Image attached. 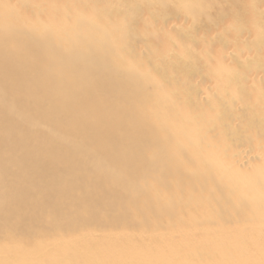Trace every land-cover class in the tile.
I'll use <instances>...</instances> for the list:
<instances>
[{
  "label": "bare ground",
  "instance_id": "1",
  "mask_svg": "<svg viewBox=\"0 0 264 264\" xmlns=\"http://www.w3.org/2000/svg\"><path fill=\"white\" fill-rule=\"evenodd\" d=\"M261 39L264 0H0V264H264Z\"/></svg>",
  "mask_w": 264,
  "mask_h": 264
},
{
  "label": "rangeland",
  "instance_id": "2",
  "mask_svg": "<svg viewBox=\"0 0 264 264\" xmlns=\"http://www.w3.org/2000/svg\"><path fill=\"white\" fill-rule=\"evenodd\" d=\"M262 40V42H264V39H261ZM138 43H140V42H138ZM250 47V49L251 50H253V47H251V45L249 46ZM250 50V51H251ZM254 56V55H253ZM254 65H256V69H253L252 70V72L253 71H257V72H260L261 70H263L264 71V56H262V57H258V56H254V57H252V58H250L249 59V61H246V62H244V67L241 69V67L242 66H240V70L242 71V72H245V70H246V68L248 69L250 66H253L254 67ZM246 67V68H245ZM248 71V70H247ZM240 73V72H239ZM239 78H240V76L238 77V80H239ZM206 80H208V79H206ZM240 80L242 81V80H244V82H245V77H243V75L241 76V78H240ZM263 86V85H262ZM264 88V87H263ZM261 97V96H260ZM247 113V112H246ZM257 114V113H256ZM256 116V115H255ZM255 116H253L252 117V119H255ZM242 120H243V118H242ZM232 122H235V119H232V121H231V123ZM241 124H242V122H240ZM248 123H249V119L248 120H245V122H244V124H243V126L245 127V129L247 130L248 129V131H250L251 133H255V134H257V135H260V129H257V131L256 130H254L253 128H251L250 126H248ZM262 131V130H261ZM238 142V141H237ZM239 144H240V146L241 145H243V141H240L239 142ZM238 144V145H239Z\"/></svg>",
  "mask_w": 264,
  "mask_h": 264
}]
</instances>
